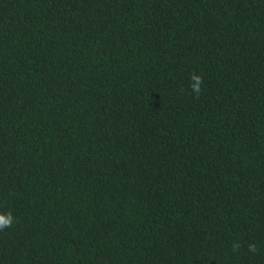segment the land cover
Returning a JSON list of instances; mask_svg holds the SVG:
<instances>
[{"label": "trees", "instance_id": "obj_1", "mask_svg": "<svg viewBox=\"0 0 264 264\" xmlns=\"http://www.w3.org/2000/svg\"><path fill=\"white\" fill-rule=\"evenodd\" d=\"M8 213L0 264H264V0H0Z\"/></svg>", "mask_w": 264, "mask_h": 264}, {"label": "clouds", "instance_id": "obj_2", "mask_svg": "<svg viewBox=\"0 0 264 264\" xmlns=\"http://www.w3.org/2000/svg\"><path fill=\"white\" fill-rule=\"evenodd\" d=\"M191 79L193 81H195V83L192 85V90L193 92H195L197 95L200 94V85L202 83V77L198 76V75H193L191 77ZM13 223V217L11 215V213H8L7 215L4 214H0V230L6 229L8 227H10ZM250 248H252L254 250V246H250Z\"/></svg>", "mask_w": 264, "mask_h": 264}]
</instances>
